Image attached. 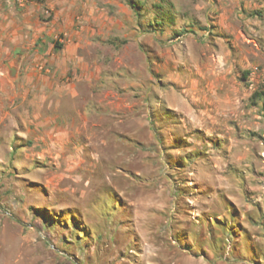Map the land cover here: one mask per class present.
Returning a JSON list of instances; mask_svg holds the SVG:
<instances>
[{"label": "rangeland", "instance_id": "1", "mask_svg": "<svg viewBox=\"0 0 264 264\" xmlns=\"http://www.w3.org/2000/svg\"><path fill=\"white\" fill-rule=\"evenodd\" d=\"M4 4L0 264H264V0Z\"/></svg>", "mask_w": 264, "mask_h": 264}, {"label": "crops", "instance_id": "2", "mask_svg": "<svg viewBox=\"0 0 264 264\" xmlns=\"http://www.w3.org/2000/svg\"><path fill=\"white\" fill-rule=\"evenodd\" d=\"M65 1L73 2V0ZM60 14L67 17V4ZM29 34L30 32L25 29L24 20L19 16L11 17L8 6L4 4V0H0V83L8 81L13 83L17 75H9L10 67H15V72L18 73L21 64L31 60L33 52L29 55L26 52V48L31 49V46H34L33 41L30 42Z\"/></svg>", "mask_w": 264, "mask_h": 264}, {"label": "trees", "instance_id": "3", "mask_svg": "<svg viewBox=\"0 0 264 264\" xmlns=\"http://www.w3.org/2000/svg\"><path fill=\"white\" fill-rule=\"evenodd\" d=\"M129 4L132 8H135V6H136L133 1H129ZM254 14L260 15L261 13H260V11H255Z\"/></svg>", "mask_w": 264, "mask_h": 264}, {"label": "water", "instance_id": "4", "mask_svg": "<svg viewBox=\"0 0 264 264\" xmlns=\"http://www.w3.org/2000/svg\"><path fill=\"white\" fill-rule=\"evenodd\" d=\"M16 68L15 67H10L9 69V75L14 76L15 75Z\"/></svg>", "mask_w": 264, "mask_h": 264}]
</instances>
